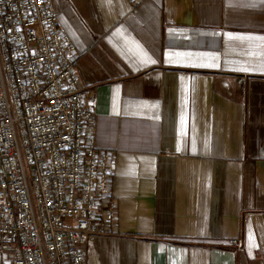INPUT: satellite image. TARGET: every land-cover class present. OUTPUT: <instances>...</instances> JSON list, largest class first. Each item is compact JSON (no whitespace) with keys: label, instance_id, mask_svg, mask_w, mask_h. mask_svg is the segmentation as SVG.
<instances>
[{"label":"crops","instance_id":"1","mask_svg":"<svg viewBox=\"0 0 264 264\" xmlns=\"http://www.w3.org/2000/svg\"><path fill=\"white\" fill-rule=\"evenodd\" d=\"M52 3L110 155L85 264H264V0Z\"/></svg>","mask_w":264,"mask_h":264},{"label":"built area","instance_id":"2","mask_svg":"<svg viewBox=\"0 0 264 264\" xmlns=\"http://www.w3.org/2000/svg\"><path fill=\"white\" fill-rule=\"evenodd\" d=\"M78 57L52 0H0V252L12 264H85L115 232L110 155Z\"/></svg>","mask_w":264,"mask_h":264}]
</instances>
